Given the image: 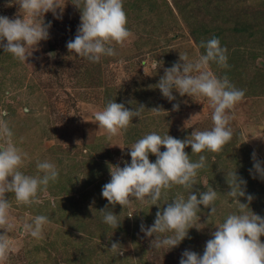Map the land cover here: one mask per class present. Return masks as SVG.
<instances>
[{
	"label": "rangeland",
	"instance_id": "374dc122",
	"mask_svg": "<svg viewBox=\"0 0 264 264\" xmlns=\"http://www.w3.org/2000/svg\"><path fill=\"white\" fill-rule=\"evenodd\" d=\"M16 2L0 0V16L15 18ZM75 3L61 0V7L65 6L62 13L57 10L59 18L45 14V24H51L49 38L25 63L0 47V113L7 114L3 118L14 133V142L31 158L22 171L37 175L36 163L44 160L59 170L58 180L38 193V204L20 205L13 194H6L11 203L8 236L13 246L6 264H179L185 250L203 255L215 226L236 211L230 198L221 196L217 215L210 218V209L201 206L199 223L203 225L196 224L198 230L190 229V238L167 251L151 246L155 237H145L140 226L150 227L156 212L178 192L186 197L184 189H171L159 202L160 208L135 201L122 209L108 205L101 192L111 178L108 165L130 164L128 148L144 135L154 131L183 140L193 130L212 127V108L206 98L174 91L176 99L169 102L154 86L164 69L179 61V53L190 58L203 53L200 42L213 37L227 49L229 67L213 63L211 70L227 75L245 96L230 112L232 140L219 153H202L207 166L199 171L193 192L205 191L209 185L227 193L225 173L235 168L247 182L246 193L253 196L251 210L264 217V180L250 174L254 152L264 166V0H124L133 38L123 46L111 45L116 55L103 56L98 63L66 47L80 25ZM155 60L162 64L156 71ZM109 100L130 110L143 105L146 111L132 119L135 126L126 133L109 138L94 119ZM173 104H179V109L174 111ZM157 107L162 110L159 115L147 111ZM185 152L198 160L199 154H191L190 146ZM155 159L149 155L150 162ZM241 202L246 201L241 198ZM106 206L119 215L121 224L115 230L99 213ZM37 215L50 220L40 240L23 228ZM117 241L122 246L120 256L109 251Z\"/></svg>",
	"mask_w": 264,
	"mask_h": 264
},
{
	"label": "clouds",
	"instance_id": "9594fccd",
	"mask_svg": "<svg viewBox=\"0 0 264 264\" xmlns=\"http://www.w3.org/2000/svg\"><path fill=\"white\" fill-rule=\"evenodd\" d=\"M14 4L19 8L15 18L0 16V47L25 63L38 50L40 42L49 38L51 24H45V14L52 13L59 18L57 10L62 13L65 4L63 8L61 0H17ZM73 5L80 11V25L74 40L66 44L69 52L98 63L103 56L116 55L111 45L123 46L133 38V33L127 27L124 0H76ZM199 47L205 51L191 58L187 53H179V61L164 69V75L154 87L169 102L176 99L174 91L180 96L206 98L212 108V127L193 130L183 140L154 131L144 135L128 148L130 164L125 163L122 168L108 165L111 178L102 187L101 195L108 205H119L122 209L135 201L160 208L159 202L171 189H184L188 193L186 197L178 192L175 198L165 203L166 207L156 212L150 227L140 226L145 237H155L151 240V246L167 251L190 238V229H197L195 225L200 224L201 206L210 209V218L217 215V200L221 196L228 197L236 211L228 213L215 226L216 230L206 242L203 255L185 250L179 264H264V242H261L264 217L251 210L253 196L246 193L247 182L237 175L236 169L225 173L227 193L221 194L209 185L205 191L193 192L199 171L207 166V157L202 153H219L232 140L230 112L245 96L244 90L236 88L227 75L218 76L211 70L213 63L220 68L229 67L227 49L221 47L220 40L213 37L201 41ZM161 66V62L154 61L155 71ZM178 109L179 104H173V110ZM144 111L143 105L130 110L123 103L109 100L105 107L94 113V119L111 138L123 135L135 126L131 123L132 119L139 118ZM147 111L154 115L162 112L159 107ZM6 115L0 113V229L4 230L0 234V264H6L13 250L8 236L11 203L6 194H13L20 205L38 204V193L46 191L50 182L55 183L59 178L56 164L48 160L37 161V175L22 171L31 158L14 142V133L3 118ZM189 146L191 154H199L197 161H193L185 152ZM161 148L165 150L161 152ZM150 154L156 157L154 163L149 160ZM252 160L250 174L264 180V166L256 159L255 152ZM241 198L246 202L242 203ZM99 213L103 222L114 230L121 224L119 215H115L107 206ZM48 224V216L37 215L23 228L32 238L40 240L44 238V228ZM121 249L117 241L111 243L109 251L120 256L123 255Z\"/></svg>",
	"mask_w": 264,
	"mask_h": 264
}]
</instances>
